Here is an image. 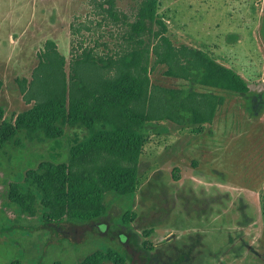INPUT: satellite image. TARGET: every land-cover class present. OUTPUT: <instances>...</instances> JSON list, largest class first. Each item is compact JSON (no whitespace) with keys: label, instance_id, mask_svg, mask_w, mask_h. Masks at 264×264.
<instances>
[{"label":"rangeland","instance_id":"1","mask_svg":"<svg viewBox=\"0 0 264 264\" xmlns=\"http://www.w3.org/2000/svg\"><path fill=\"white\" fill-rule=\"evenodd\" d=\"M116 4L128 12L135 2ZM156 13L175 46L206 52L249 92H216L225 101L211 124H147L133 195L106 194L105 214L91 222H57L24 213L17 192L38 167L66 162L86 130L29 140L20 129L12 140L9 126L31 109L16 80H29L47 40L68 64L72 39L107 53L118 38L85 0H0V264H78L107 250L122 264H264V0H157ZM165 70L156 66L151 83L203 91Z\"/></svg>","mask_w":264,"mask_h":264},{"label":"trees","instance_id":"2","mask_svg":"<svg viewBox=\"0 0 264 264\" xmlns=\"http://www.w3.org/2000/svg\"><path fill=\"white\" fill-rule=\"evenodd\" d=\"M99 26L111 27L117 49L99 53L84 46L80 37L70 46V61L47 40L37 53L30 78L16 80L22 100L31 105L10 129L12 140L24 130L29 140L57 139L63 128L86 130L72 146L67 161L45 164L23 178L18 200L21 210L46 220L91 222L106 212L105 195L117 198L134 193L138 160L149 123L177 126L211 124L224 97L249 92L245 80L206 52L175 46L164 21L157 15V0H134L128 12L116 0H85ZM71 36L79 34L71 25ZM89 31L88 29H84ZM156 66L164 75L197 83L203 91L185 92L154 85L149 79ZM3 83L0 80V92ZM3 109L0 107V121ZM96 253L78 264H122L115 253Z\"/></svg>","mask_w":264,"mask_h":264},{"label":"flooded vegetation","instance_id":"3","mask_svg":"<svg viewBox=\"0 0 264 264\" xmlns=\"http://www.w3.org/2000/svg\"><path fill=\"white\" fill-rule=\"evenodd\" d=\"M133 195V194H132ZM132 195H130V196H132Z\"/></svg>","mask_w":264,"mask_h":264}]
</instances>
